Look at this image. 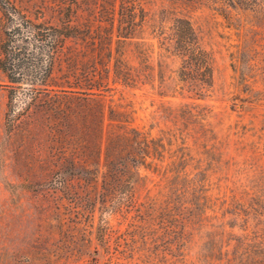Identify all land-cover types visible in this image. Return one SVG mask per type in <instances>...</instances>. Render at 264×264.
<instances>
[{"label":"trees","instance_id":"16d2710c","mask_svg":"<svg viewBox=\"0 0 264 264\" xmlns=\"http://www.w3.org/2000/svg\"><path fill=\"white\" fill-rule=\"evenodd\" d=\"M7 4L0 0V72L9 128L56 103L41 90L69 87L85 109L115 84L159 96L167 85L198 98L211 91L213 54L182 0H69V11L46 16L30 1L29 10ZM226 4L264 11V0ZM238 48L242 75L248 60ZM171 57L178 63L165 74ZM106 110L93 156L102 158L99 197L107 214L95 231L93 254L101 261L92 256L93 264H264V165L253 145L234 139L227 154L229 132L215 133L210 108L194 100H161L153 116L165 127L155 134L133 123L128 102ZM81 166L90 176L99 171L95 161Z\"/></svg>","mask_w":264,"mask_h":264},{"label":"rangeland","instance_id":"374dc122","mask_svg":"<svg viewBox=\"0 0 264 264\" xmlns=\"http://www.w3.org/2000/svg\"><path fill=\"white\" fill-rule=\"evenodd\" d=\"M2 1L18 10L28 9L30 1L31 10L45 16L52 9L69 11V0ZM226 1L182 0L181 11L214 58L211 91L199 98L170 92L169 85L167 95L159 96L146 86L128 89L115 84L96 95V105L85 109L69 87L41 90L56 103L32 110L9 128L3 123L5 89L0 72V264H93L92 256L101 261L99 253L93 254V249L99 250L95 231L107 213L99 197L102 158L93 154L108 125L106 109L118 101L130 103L133 123L151 134L165 127L153 116L161 100L206 104L213 131L229 132L227 154L233 151V140L239 139L255 147V161L264 165V11L235 10ZM238 47L248 60L242 75L236 68ZM177 63V57L168 58L165 74ZM235 130L241 136L231 132ZM69 159H74L73 167ZM93 161L99 165L95 177L81 166ZM136 191L140 196L143 189ZM117 220L114 214L110 222L117 225Z\"/></svg>","mask_w":264,"mask_h":264}]
</instances>
